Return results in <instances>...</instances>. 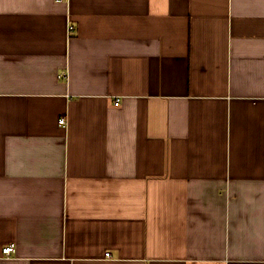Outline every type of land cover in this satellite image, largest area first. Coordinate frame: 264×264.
Listing matches in <instances>:
<instances>
[{
	"label": "crops",
	"instance_id": "obj_1",
	"mask_svg": "<svg viewBox=\"0 0 264 264\" xmlns=\"http://www.w3.org/2000/svg\"><path fill=\"white\" fill-rule=\"evenodd\" d=\"M0 264H264V0H0Z\"/></svg>",
	"mask_w": 264,
	"mask_h": 264
},
{
	"label": "built area",
	"instance_id": "obj_2",
	"mask_svg": "<svg viewBox=\"0 0 264 264\" xmlns=\"http://www.w3.org/2000/svg\"><path fill=\"white\" fill-rule=\"evenodd\" d=\"M73 28H71L72 30ZM66 77V73H64L63 75H61V78H65ZM120 105V102L117 101L116 103V106H119ZM60 124L61 125H67V120L64 118V119H61L60 120ZM16 252V248L14 245H10L8 247H5L3 248V257L4 258H10L14 255V253ZM107 256H110V253H107Z\"/></svg>",
	"mask_w": 264,
	"mask_h": 264
}]
</instances>
